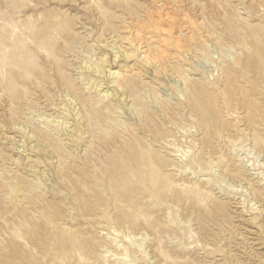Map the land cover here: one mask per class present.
Masks as SVG:
<instances>
[{
  "label": "rangeland",
  "instance_id": "374dc122",
  "mask_svg": "<svg viewBox=\"0 0 264 264\" xmlns=\"http://www.w3.org/2000/svg\"><path fill=\"white\" fill-rule=\"evenodd\" d=\"M0 264H264V0H0Z\"/></svg>",
  "mask_w": 264,
  "mask_h": 264
},
{
  "label": "bare ground",
  "instance_id": "6f19581e",
  "mask_svg": "<svg viewBox=\"0 0 264 264\" xmlns=\"http://www.w3.org/2000/svg\"><path fill=\"white\" fill-rule=\"evenodd\" d=\"M259 150H260V148H259Z\"/></svg>",
  "mask_w": 264,
  "mask_h": 264
}]
</instances>
